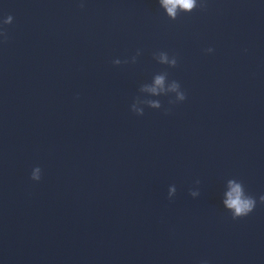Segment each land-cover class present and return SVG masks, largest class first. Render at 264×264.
Returning a JSON list of instances; mask_svg holds the SVG:
<instances>
[{
	"label": "clouds",
	"instance_id": "obj_1",
	"mask_svg": "<svg viewBox=\"0 0 264 264\" xmlns=\"http://www.w3.org/2000/svg\"><path fill=\"white\" fill-rule=\"evenodd\" d=\"M160 7L164 10L166 16L175 21L182 13H192L193 11L200 9L206 10L207 0H158ZM83 8V2L80 4ZM14 17L9 14L0 21V42L8 39V32L6 26L13 24ZM213 48L209 47L205 49L206 53H212ZM141 50L137 49L136 54L129 60H121L119 58L114 59L112 63L114 65H121L122 63L127 64L129 62L136 63L137 58L141 55ZM153 59L159 64L167 65L169 68H175L178 64V58L176 55H169L166 51H156L153 53ZM168 72H160L153 76L151 83H143L139 87L140 93H147L154 97L159 96H171L174 95V99H170V104L182 103L187 99V94L183 90L182 85L177 80H169ZM143 104L148 108L160 109L162 107L160 100L149 99L146 97L137 96L130 106V110L137 116L144 115V107L138 105ZM168 110H166L167 113ZM42 176V169L36 166L32 169L31 179L33 181H39ZM200 183L199 180L196 181ZM175 185L169 186L168 197L171 199L176 194ZM190 195L192 197H198L200 192L198 189L191 190ZM259 202L264 204V195L259 197ZM224 207L231 213L233 220L243 218L251 214L257 206V198L248 194L245 190L242 181L235 178L228 179L226 182V191L224 192V198L222 201ZM202 264H207V261H203Z\"/></svg>",
	"mask_w": 264,
	"mask_h": 264
}]
</instances>
